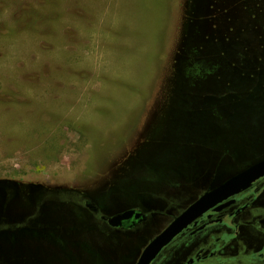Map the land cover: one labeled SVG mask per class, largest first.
<instances>
[{
    "label": "rangeland",
    "instance_id": "374dc122",
    "mask_svg": "<svg viewBox=\"0 0 264 264\" xmlns=\"http://www.w3.org/2000/svg\"><path fill=\"white\" fill-rule=\"evenodd\" d=\"M260 59L264 0H0V180L121 210L217 162L226 179L238 153L264 157ZM183 194L132 236L105 229L24 263L135 264L198 197Z\"/></svg>",
    "mask_w": 264,
    "mask_h": 264
},
{
    "label": "flooded vegetation",
    "instance_id": "af4514ba",
    "mask_svg": "<svg viewBox=\"0 0 264 264\" xmlns=\"http://www.w3.org/2000/svg\"><path fill=\"white\" fill-rule=\"evenodd\" d=\"M253 66L264 67V60L256 61ZM246 157L238 153L236 165L242 166L226 179L218 178V170L224 164L217 162L198 182L195 180L185 190H176L179 193L175 196L165 192L168 199H163L159 194H152L150 201L137 200L132 207L125 203L129 208L121 210H115L113 205L103 204L83 191L53 194L51 197L61 198L55 201L49 200L47 193H33L36 186L40 191L49 188L42 183H32L29 187L1 184L0 264H26L24 255L27 251L31 254L34 247L41 248L40 253L50 245L57 250L85 247L94 242L95 233H106L105 229H113L114 238L132 236L136 228L155 217V213L165 214L169 206L176 205L177 197L182 196H178L180 193L185 194L188 189L197 193L198 197L189 207L230 177L264 159L253 158L240 164L241 158ZM187 208L174 215L172 222ZM129 210H134L133 215L121 220L120 224L110 222ZM144 249L137 256V262ZM105 261V264H113ZM137 262L135 260V264ZM151 264H264V175L206 210L175 236Z\"/></svg>",
    "mask_w": 264,
    "mask_h": 264
},
{
    "label": "water",
    "instance_id": "95a60500",
    "mask_svg": "<svg viewBox=\"0 0 264 264\" xmlns=\"http://www.w3.org/2000/svg\"><path fill=\"white\" fill-rule=\"evenodd\" d=\"M264 175V159L254 163L242 172L230 177L220 186L207 192L184 212H182L164 231L158 234L144 249L136 264H151L158 256L161 250L167 246L172 239L185 229L196 218L202 215L206 210L217 202L234 194L235 192L247 188L256 179ZM1 184H18L17 182H8L0 180ZM0 189V193L2 194ZM134 210H129L112 218L110 222L113 225L120 224L121 220L132 216ZM140 216V213L136 214Z\"/></svg>",
    "mask_w": 264,
    "mask_h": 264
}]
</instances>
